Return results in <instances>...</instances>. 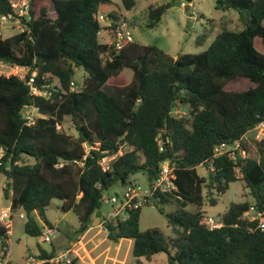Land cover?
<instances>
[{
  "label": "trees",
  "instance_id": "1",
  "mask_svg": "<svg viewBox=\"0 0 264 264\" xmlns=\"http://www.w3.org/2000/svg\"><path fill=\"white\" fill-rule=\"evenodd\" d=\"M120 1L126 10L136 3ZM110 2L31 0L27 29L0 38V63L25 70L23 77L0 74V173L7 179L3 194L11 214L24 212V232L40 236L42 228L31 214L52 229L45 209L56 198L63 213L76 215L75 232L83 234L101 208L103 192L123 186L137 172L151 180L159 162L169 160L176 189L158 193L155 204L170 195L200 204L204 188L215 205L212 190L223 192L238 179L252 202L230 203L221 226L213 229L200 211L167 212L170 234L140 230L138 207L124 220L102 223L107 239H131L136 264H264V228L241 217L250 205L264 208V161L242 141L264 121V0H215L217 9L237 12L242 28L223 27L201 52L173 57L156 44L133 41L103 59L108 46L99 39L95 15ZM168 6L150 7L147 27H155ZM8 11V0H0V13ZM78 67L85 77L72 89ZM124 68L132 71L129 80ZM25 106L39 115L33 123L22 116ZM176 107L184 114L173 115ZM64 116L76 136L62 129ZM235 141L244 156L215 154L216 146ZM105 153L116 155L102 171L98 160ZM198 165L207 168L206 176L198 175ZM7 232L0 221L4 246ZM37 247L40 264H54L48 259L57 247ZM157 253H164L166 262H150Z\"/></svg>",
  "mask_w": 264,
  "mask_h": 264
},
{
  "label": "rangeland",
  "instance_id": "2",
  "mask_svg": "<svg viewBox=\"0 0 264 264\" xmlns=\"http://www.w3.org/2000/svg\"><path fill=\"white\" fill-rule=\"evenodd\" d=\"M110 1V3L101 7V13L111 12L121 15L130 26L134 42L156 44L173 57L182 53H197L207 49L216 33L223 27L233 30L242 28L237 12L233 9H217L215 0H192L190 3L185 0H135L136 3L130 10H126L120 0ZM161 4H168L169 6L155 27H147L149 21L148 9ZM49 13L52 14V9L49 10ZM262 23L264 25V21ZM18 31L17 28L11 27L8 23L1 24L0 38L12 36ZM99 39L100 41H108L105 34L99 36ZM256 45H262L258 38H256ZM105 57L107 55L103 54L102 58L105 59ZM24 73L25 70L21 67L0 63V74H15L23 77ZM122 73L126 80H129L132 76V71L129 68H124ZM84 77L83 69L80 67L76 68L73 79L77 88L81 85ZM104 88L106 91L110 90L108 86ZM61 126L65 132L76 136V130L69 116H64ZM254 135L255 132L250 130L244 135L242 141L253 150L252 156L264 161V138L257 140ZM230 150L231 155L235 156L233 147ZM28 161L33 162L32 159H28ZM196 172L200 176H206L207 168L203 165H198ZM129 180L140 183L143 186L147 185V177L142 172L133 174ZM6 183V177L0 173V209L10 206V199L3 194V188ZM122 188L123 186L116 185L105 191L104 194L119 192ZM212 194L217 199L215 205L209 204L206 199L207 190L204 188H202L200 204L182 200L175 195L168 196V201L164 204H155L158 201L145 204L140 209L139 229L144 231L150 228H157L165 234H170V228L167 225L165 216L167 212H173L178 209L190 212L200 211L202 215L212 217L215 221H220L221 215L227 210L230 203L243 202L245 200L252 202L248 189L244 187L243 181L239 179L230 182L225 191L215 192V190H212ZM60 204L61 201L55 198L51 200L45 209V217L53 225L51 242L41 240L42 236L49 232V228L37 214L31 215L42 228V235L40 236H31L24 232V222L26 220L24 212H21L23 217H19L20 212L12 214L13 217L11 216L12 220L9 227L10 234L5 242L8 258L13 264H27L29 257H36L38 252L37 245H40L45 250H50L51 246H56L58 251L67 250L69 258L72 261L75 260L77 264H136L131 253V239H120L118 243L107 239V232L101 224V217L99 223L97 222L94 225L91 223L90 227L92 228L88 229L86 233L77 234L75 232L78 228L76 215L72 211L63 213L60 209ZM158 208H161L163 212H160ZM100 210L102 214H106L111 210V206L101 203ZM130 240L131 242L129 243ZM141 259L147 262L144 258ZM150 262L164 263L166 262V256L164 253L154 254Z\"/></svg>",
  "mask_w": 264,
  "mask_h": 264
},
{
  "label": "built area",
  "instance_id": "3",
  "mask_svg": "<svg viewBox=\"0 0 264 264\" xmlns=\"http://www.w3.org/2000/svg\"><path fill=\"white\" fill-rule=\"evenodd\" d=\"M31 0H8L10 11L6 13H0V25L8 23L11 27L17 28L19 31L27 29V22L30 19L29 7ZM96 20L100 23V29L98 36L105 34L108 41L103 42L108 46L109 54L111 50L118 51L125 44L133 42L132 33L127 20L121 15H109L98 12L95 15ZM104 54V55H105ZM32 78H29L28 83L32 82ZM72 89H77L75 82L72 84ZM33 93L40 94L39 91L33 89ZM172 114L181 116L184 114L179 108H174ZM22 116L27 119V123H33L35 118L38 117V113L35 108L25 106L22 110ZM253 131L255 132L254 138L257 140L264 138V121L257 124ZM228 147V149H226ZM233 147L234 153L238 151L241 156L245 155V150L241 147L240 141L233 143L222 144L215 147V154L227 153L231 157V148ZM122 146H120L118 153H121ZM116 154L105 153L98 163L102 171H106L109 168V162L114 158ZM176 189L175 176L173 173V167L169 160H163L159 162V170L157 175L151 180H147V185L143 186L140 183L134 181H127L121 191L113 192L108 195L102 193L100 197L101 203L109 204L111 210L106 214L101 213V224L109 221L124 220L128 217L129 211L142 207L145 204L159 201L158 193H171ZM11 211L9 208L0 209V221L7 228L11 225ZM19 217H23L20 213ZM243 219L249 222L256 221L255 228H264V208H257L254 205H250L241 216ZM204 223L209 229L218 228L221 226L220 221H215L212 217L205 216ZM8 233V232H7ZM52 229H49L48 233H45L41 240L45 242H51ZM43 260L36 257H29L27 264H40ZM50 263L54 264H72V260L69 258L68 251H58L57 254L48 259ZM0 264H13L8 258V252L6 246L2 245L0 241Z\"/></svg>",
  "mask_w": 264,
  "mask_h": 264
},
{
  "label": "water",
  "instance_id": "4",
  "mask_svg": "<svg viewBox=\"0 0 264 264\" xmlns=\"http://www.w3.org/2000/svg\"><path fill=\"white\" fill-rule=\"evenodd\" d=\"M163 139H165V137H163ZM71 211H68V213ZM100 217H101V210H97L94 214L93 220H92V225H94L95 223H99L100 222Z\"/></svg>",
  "mask_w": 264,
  "mask_h": 264
},
{
  "label": "crops",
  "instance_id": "5",
  "mask_svg": "<svg viewBox=\"0 0 264 264\" xmlns=\"http://www.w3.org/2000/svg\"><path fill=\"white\" fill-rule=\"evenodd\" d=\"M100 10H101V8H100ZM99 10V11H100ZM109 13V12H108ZM111 13V12H110ZM106 36V35H105ZM102 41V40H101ZM102 42H106V41H102ZM5 208H10V206L8 205L7 207H5ZM92 227H90L89 228V230L91 229ZM88 231V229L85 231V233ZM10 234V230H9V228H8V234H7V237H8V235ZM131 242V240L129 241V243ZM132 243V242H131Z\"/></svg>",
  "mask_w": 264,
  "mask_h": 264
}]
</instances>
